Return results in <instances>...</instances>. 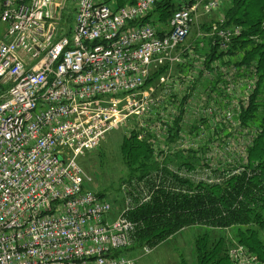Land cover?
Listing matches in <instances>:
<instances>
[{"label":"built area","instance_id":"obj_1","mask_svg":"<svg viewBox=\"0 0 264 264\" xmlns=\"http://www.w3.org/2000/svg\"><path fill=\"white\" fill-rule=\"evenodd\" d=\"M69 1L0 0V264H137L116 256L141 228L131 214L160 191L191 194L173 175L214 185L244 172L261 133L243 120L260 78L232 53L234 0H176L161 30L149 16L165 0ZM130 122L158 169L115 219L79 158ZM229 258L264 264L243 245Z\"/></svg>","mask_w":264,"mask_h":264},{"label":"trees","instance_id":"obj_2","mask_svg":"<svg viewBox=\"0 0 264 264\" xmlns=\"http://www.w3.org/2000/svg\"><path fill=\"white\" fill-rule=\"evenodd\" d=\"M102 1L112 5L110 0ZM118 1L120 4L123 1L132 2L131 4L136 2ZM173 1L165 0L160 3L149 16V20L167 18L168 24L174 12V5L171 4ZM166 3H170L171 11L170 7L162 6ZM112 6L115 9L124 7ZM224 12L228 26L244 28V34L236 41L232 53H243L244 61L257 62L259 70V84L243 120L245 124L257 123L261 133L248 150L246 169L221 184L195 185L188 182L186 187L191 194L179 195L160 191L150 203L137 208L130 216L132 220L141 221L136 242L140 244L145 241V246L166 241L191 227L206 230L208 233L199 237L197 248L204 260H215L213 264L222 260L229 244L227 239L232 236L264 261V238L260 230L264 228V0H234ZM251 35L258 36L259 41H249ZM133 136L126 141L129 150L127 153L136 164H132L137 167L135 176L144 178L156 170L158 164L152 147L147 142L139 141L135 134ZM100 197L104 195L101 194ZM255 226L256 230L253 229ZM216 230L222 231L220 237L217 233L209 235V232Z\"/></svg>","mask_w":264,"mask_h":264},{"label":"rangeland","instance_id":"obj_3","mask_svg":"<svg viewBox=\"0 0 264 264\" xmlns=\"http://www.w3.org/2000/svg\"><path fill=\"white\" fill-rule=\"evenodd\" d=\"M72 1L73 0H70L69 2L71 3ZM109 2L114 6H126L132 3H125V1H123V3L120 4V1L118 0H110ZM175 3L176 0L171 3L174 5V10ZM162 6L170 7L171 11L172 7L170 6V3H166ZM70 13V9H65L63 15V18L68 23L70 22ZM168 13L165 14L169 15ZM157 22L166 28L167 18H159L157 19ZM3 32L4 27L0 25V37L2 36ZM251 36L257 37L254 35ZM248 40L250 41L251 39L248 38ZM130 126L131 122L127 126L112 129L96 150L91 151L79 158V163L81 164L84 172L83 179L86 188L91 192L104 195V197H106L105 199L109 203L113 204L114 213L112 218L115 219L121 213V208H123L126 198L131 195L135 201L138 202V200L142 197V194L139 190L140 186L145 184L144 179H146V177L141 178L140 176H135V173H137V167L133 165L136 164L133 163L131 156H129L127 153L129 150L126 147V141L128 139H132V137H134L133 135L136 133V130H131ZM243 162L244 161L236 163L233 169L237 170L240 167L244 168L245 166ZM245 163L247 165V161ZM194 168L195 167L192 164L187 162L183 164H174L175 171H192ZM157 169L158 166L156 170ZM173 177L176 178L177 182H180L181 185L186 186V183L191 182L187 179L179 181L178 177L174 175ZM132 191L134 194H130ZM253 229L256 230L257 227L255 226ZM260 230L264 238V228H261ZM221 232V230H216L215 232L213 231V233L209 232V235L217 233L218 237H220L221 235L219 234H221ZM227 232L229 234L231 233L229 231ZM207 233L208 232L206 230H201L197 227H191L169 237V239L166 241H161L158 243V245L152 244L150 253H146L144 250L146 245V243H144L145 241L140 244L137 241L134 242L131 247L120 249L116 253V256H125L134 259L137 264H213L215 263V260L212 258L204 260L197 248L200 242L199 237L202 234L206 235ZM232 237L234 238V236ZM232 237L227 239L229 244L226 246V254L222 255V260L216 262V264H231L227 260V258H229V250L232 247L241 245L237 239H233ZM211 242H214V240ZM217 254L218 253H216V255Z\"/></svg>","mask_w":264,"mask_h":264},{"label":"bare ground","instance_id":"obj_4","mask_svg":"<svg viewBox=\"0 0 264 264\" xmlns=\"http://www.w3.org/2000/svg\"><path fill=\"white\" fill-rule=\"evenodd\" d=\"M168 23H169V22H168ZM105 138H106V137H105ZM104 140H105V139H104ZM104 140H103V141H104ZM96 149H97V148H96ZM96 149H95V150H96ZM93 151H94V150H93ZM134 221H136V220H134ZM124 257H125V256H124ZM126 258H128V257H126ZM128 259H131V258H128ZM131 260H134V259H131ZM134 261H135V260H134Z\"/></svg>","mask_w":264,"mask_h":264}]
</instances>
